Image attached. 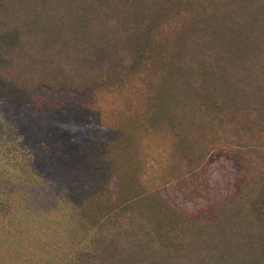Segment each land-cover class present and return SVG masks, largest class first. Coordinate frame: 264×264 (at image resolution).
<instances>
[{
	"label": "trees",
	"instance_id": "obj_1",
	"mask_svg": "<svg viewBox=\"0 0 264 264\" xmlns=\"http://www.w3.org/2000/svg\"><path fill=\"white\" fill-rule=\"evenodd\" d=\"M3 131L90 227L65 264H264V0H0ZM223 154L209 216L163 196Z\"/></svg>",
	"mask_w": 264,
	"mask_h": 264
},
{
	"label": "rangeland",
	"instance_id": "obj_2",
	"mask_svg": "<svg viewBox=\"0 0 264 264\" xmlns=\"http://www.w3.org/2000/svg\"><path fill=\"white\" fill-rule=\"evenodd\" d=\"M32 153L9 131L0 132V264H65L88 245L90 227L63 194L30 170ZM202 175L212 188L208 197L189 198L180 184L164 188L163 196L188 216H209L215 205L237 192V162L225 154L213 157Z\"/></svg>",
	"mask_w": 264,
	"mask_h": 264
}]
</instances>
